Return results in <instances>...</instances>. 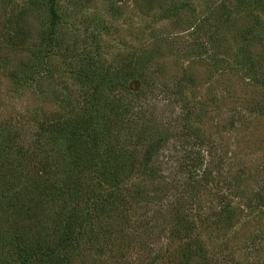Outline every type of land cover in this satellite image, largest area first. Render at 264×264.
<instances>
[{
	"label": "rangeland",
	"instance_id": "1",
	"mask_svg": "<svg viewBox=\"0 0 264 264\" xmlns=\"http://www.w3.org/2000/svg\"><path fill=\"white\" fill-rule=\"evenodd\" d=\"M121 86L158 145L107 189L64 127ZM86 208L64 264H264V0H0V264H23L11 232L53 245Z\"/></svg>",
	"mask_w": 264,
	"mask_h": 264
},
{
	"label": "trees",
	"instance_id": "2",
	"mask_svg": "<svg viewBox=\"0 0 264 264\" xmlns=\"http://www.w3.org/2000/svg\"><path fill=\"white\" fill-rule=\"evenodd\" d=\"M107 67L108 66H105L103 71L107 70ZM114 71L116 73L115 75H118L119 72L117 70ZM104 73L107 75L108 70ZM98 76L101 80L104 78V76ZM121 87L120 91L116 92L113 96V101L112 96L109 98L112 101V106L106 107L105 111L104 108L100 106V101L97 100L98 90L95 91V94H93L91 98L87 99L86 111L89 112L90 117L91 119H94V122L89 120L86 123V126H83L78 123V121H73L71 124L68 122L70 129L64 127L66 141L74 142L78 140H87L91 142L92 153L90 154V157L92 158L89 157V160L94 162L95 170L97 169L96 172L100 170L97 173V179L103 184H106L107 189V183L109 185L111 184L112 187L115 186L113 183H120L122 169L127 164H130V159H132V156L134 155L135 142L137 143V141L140 142L142 140L148 145L147 147L149 149L144 151V163L150 161L153 155V149L157 148L158 145V141L152 142L153 144L150 143L149 140L152 138L149 132L150 129H145L142 126L143 121L141 122V119L134 120L133 118H128L130 116H127L129 112H135L136 115H143L144 113L141 110L142 106L139 109L134 106V98L126 100V94L132 95V93L127 90L125 86ZM111 93H113L112 88H109L105 96V100H107H104L105 104L111 103V101H108V95H111ZM100 98L103 100V96H100ZM146 101L147 100L141 102L143 103ZM106 110L109 112L106 114L107 116L104 114ZM110 114L113 115L112 118L109 117ZM52 124L55 125V128L61 126V123L59 122L50 123V125ZM130 144H133L131 145L132 148L129 147ZM184 153V160H186V163H188L187 165H189L186 166L185 169L188 172L197 171L202 166L203 162L202 156H200V150L198 151L195 148H190L187 151H184ZM75 178L76 177L73 176V174L68 175L66 177L67 183L65 184V187H68L71 183L74 184ZM36 179H31L34 184L33 187L38 185L40 189H48L49 194H47V190L45 194L47 197L55 196L53 194L54 187L51 183L47 185L48 181L39 180V176H37ZM192 181L193 180H190L189 183H192ZM40 182L45 184V186H41ZM28 184L32 186L30 182H28ZM186 184H188L187 181ZM72 192L74 194L76 193L74 190H72ZM92 200L93 205H98L99 197H94ZM89 214L88 208H86L80 216L82 218L80 222H78L79 220L74 213H71L70 216H64V220H61L60 223L57 224L58 227H56V225L53 226L56 227L59 232L56 242L53 245H47L46 247L39 244L33 246L34 243H32L31 238L27 240L26 237H21L23 235L11 232L7 244L14 248V251L12 250V256L23 258V264L28 263L29 261H35L36 263L45 262V260H47V264H64L66 261L65 259L68 257L69 259L71 258V252L79 249L77 244L74 245L77 239L72 237V233H75L78 239L85 235L87 222L90 221ZM76 223H78L77 226H74ZM74 228L77 229L74 230ZM194 243L195 241H191L188 245L191 246ZM122 248L124 247L122 246Z\"/></svg>",
	"mask_w": 264,
	"mask_h": 264
}]
</instances>
